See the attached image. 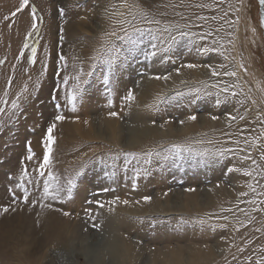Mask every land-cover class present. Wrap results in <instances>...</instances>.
I'll use <instances>...</instances> for the list:
<instances>
[{
    "label": "rangeland",
    "instance_id": "obj_1",
    "mask_svg": "<svg viewBox=\"0 0 264 264\" xmlns=\"http://www.w3.org/2000/svg\"><path fill=\"white\" fill-rule=\"evenodd\" d=\"M21 5L0 0V264L264 260V4Z\"/></svg>",
    "mask_w": 264,
    "mask_h": 264
},
{
    "label": "snow or ice",
    "instance_id": "obj_2",
    "mask_svg": "<svg viewBox=\"0 0 264 264\" xmlns=\"http://www.w3.org/2000/svg\"><path fill=\"white\" fill-rule=\"evenodd\" d=\"M260 2H261V4H264V0H260ZM28 3H29V0H22L21 8H23L24 6H27ZM19 10H21V9H18L17 11H19ZM34 13H35V9H33V20L35 21L36 17H35V15H34ZM60 13L63 14V9H60ZM15 14H16V13L14 12L13 15H15ZM6 18H7V17H6ZM157 23H158V21H157ZM35 27H36V25H35V23H33V29H35ZM123 30H124L125 33H126V36H127L128 42H129L130 44H135L136 42L132 39L131 35L127 33V30H126V29H123ZM136 31H140V29H136ZM109 35H110V36H116L117 33H116L115 31H112V32L109 33ZM182 35H183V33H182ZM120 39H124V37H121ZM153 47H154V46H153ZM204 51L207 52V51H209V49H204ZM152 55L154 56L155 53H152ZM33 56H35V50H33ZM60 59L63 60V57H60ZM114 62H115L114 60H110V61H109L110 64H114ZM195 66H196V65H193V64H189V65H187V67H189V68H192V67H195ZM216 74H217V73L213 72V75H216ZM229 75H235V73H229ZM156 78H157V79H160L161 77H156ZM165 79H166V77H165ZM65 82H67V81H65ZM103 83H104L105 85H107V84L109 83V81H108L107 79H105ZM233 95H235V93H233ZM71 99H72V101H73V111H75V104H74V102H75V100H76L75 95H73ZM126 99H128V100H133V99H134V96H133V94H132L131 91L128 92V94H127V96H126ZM13 107L15 108V107H17V105H13ZM2 112H3V109H0V113H2ZM111 115H112V116H115L116 113L113 112V113H111ZM55 119L58 120V121H63V120L65 119V117H64L63 115H57V116L55 117ZM190 119L195 120L196 117H195V116H192V117H190ZM54 128H55V124L53 123V124L48 128V130H47V131H48V136H47L48 147H47V152H46V154H45V156H44V161H43L44 165H47V164L50 163L49 155H50V153H51V151H52L50 145L53 143V137H52L51 133H52V131H53ZM176 149H177L178 151L181 150V149H180V146H176ZM227 151H233V150H232V149H228ZM32 155H33V154L31 153V148H30V145H29V155H28V159H29V160L32 159ZM149 155H151V153H149ZM220 155L222 156L223 153H220ZM248 158H250V156H246V157H244V159H248ZM262 158H264V157H262ZM26 171H27V170L25 169V173H26ZM228 171H229V172H232V171H234V169L229 168ZM39 174H40V175H44L43 172H40ZM244 175H246V176H250V175H251V172H244ZM250 187H251V185H250ZM107 190H108V189H104V191H107ZM253 191H255L254 188H253ZM59 193H60V189H59V188L56 190L55 194H53V193L50 191L48 184H45V185H44L43 195H44L45 198H49V197H51V198L55 199L56 196L59 195ZM242 195H246V193H243ZM24 197H25V202L27 203V202H28V199H27V197H28V193H27V191H25V193H24ZM145 199H146V201H147L149 198H145ZM89 203H91V201H90ZM109 203H115V201H109ZM124 203L127 204L128 202H127V201H124ZM99 207L103 208V207H104V204H99ZM12 210L14 211L15 209H12ZM8 211H9V207H4L2 210H0V215H2L3 213H7ZM64 215L67 216V215H69V213H68V212H64ZM257 264H264V260L257 261Z\"/></svg>",
    "mask_w": 264,
    "mask_h": 264
},
{
    "label": "bare ground",
    "instance_id": "obj_3",
    "mask_svg": "<svg viewBox=\"0 0 264 264\" xmlns=\"http://www.w3.org/2000/svg\"><path fill=\"white\" fill-rule=\"evenodd\" d=\"M17 3H18V2H17ZM10 5H11V4H10ZM8 6H9V4H8ZM17 6H18V5H17ZM15 9H17V8H15ZM5 10H6V9H5ZM5 10H4V11H5ZM0 19H1V21H2V18H0ZM2 23H3V22H2ZM36 147H37V144H36ZM38 148H39V147H38ZM43 214H44V213H43ZM44 215H45V214H44ZM42 216H43V215H42ZM51 216H52V215H51ZM53 217H54V216H53ZM55 218H56V217H55ZM51 219H52V217H51ZM61 219H62V218H61ZM65 221H66V220H65ZM56 223H57V222H56ZM58 223H59V222H58ZM61 223H62V222H61ZM54 224H55V222H54ZM66 224H67V223H66ZM55 225H56V224H55ZM62 226H63V225H62ZM62 226H61V227H62ZM64 226H65V225H64ZM66 226H67V225H66ZM45 227H46V226H45ZM45 227H44V228H45ZM47 227H49V226H47ZM47 227H46V228H47ZM46 228H45V229H46ZM58 228H60V227L58 226L57 229H58ZM66 228H67V227H66ZM67 230H68V229H67ZM67 230H66V231H67ZM50 232H51V231H50ZM54 233H55V232H54ZM57 233H58V232H57ZM57 233H55V236L58 235ZM46 236H47V235H46ZM50 236H51V235H50ZM52 236H53V235H52ZM57 237L59 238V236H57ZM61 237H62V236H61ZM66 237H67V236H66ZM68 237H69V236H68ZM51 238H52V237H51ZM58 238H57V240H58ZM113 239H115V236H113ZM64 240H65V239H64ZM59 241H60V240H59ZM67 241H68V240H67ZM24 242H25V241H24ZM36 242H37V241H36ZM65 242H66V241H65ZM38 243H39V242H38ZM60 244H61V241H60ZM62 244H63V243H62ZM112 244H113V242H112ZM29 246H30V245H29ZM32 246H33V244H32ZM38 246H39V245H38ZM38 246H37V247H38ZM66 246H67V245H66ZM66 246H64V247H66ZM114 246H115V241H114V244L112 245V248H113ZM30 247H31V246H30ZM33 248H34V249H37V248L34 247V246H33ZM38 248H39V247H38ZM67 248H68V247H67ZM67 248H66V249H67ZM66 249H64V250H66ZM32 251H33V250H32ZM31 253H32V252H31ZM34 253H35V251H34ZM34 253H33V254H34ZM35 254H36V253H35ZM31 256H32V255H31ZM34 256H35V255H34ZM27 257H28V256H27ZM32 257H33V256H32Z\"/></svg>",
    "mask_w": 264,
    "mask_h": 264
}]
</instances>
